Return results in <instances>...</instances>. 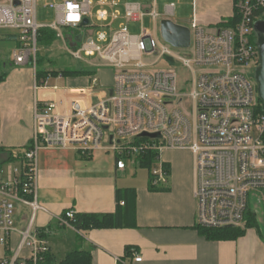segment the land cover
Wrapping results in <instances>:
<instances>
[{
  "label": "built area",
  "instance_id": "obj_1",
  "mask_svg": "<svg viewBox=\"0 0 264 264\" xmlns=\"http://www.w3.org/2000/svg\"><path fill=\"white\" fill-rule=\"evenodd\" d=\"M231 1V15L217 23L203 25L193 18L185 25L189 47L175 48L159 41L155 31L141 26L139 34H132L127 26L148 15L155 29L161 19L174 15L173 2L159 14L155 0L147 7L120 0H64L49 4L55 20L44 25L36 20V0H0V30L16 34L15 65L30 64L35 72L38 30L47 28L73 58L94 57L92 66L113 69L107 90L95 92L99 81L92 75L68 109L59 110L53 100L35 106L30 145L18 156V164H8L6 173L0 167V245L15 228L16 204L30 209L17 248L1 257L0 264H38L50 251L32 227L36 213L45 211L36 198L37 156L43 148H73L83 155L104 149L115 155L121 170L125 158L153 151V186L164 185L168 176L161 153L189 150L199 228L242 226L249 206L264 204V113L253 77L259 64L254 24L264 21V0ZM84 18L87 24H82ZM160 62L166 65L158 66ZM179 67L193 75L188 92L178 87ZM49 77L42 86L56 90V85L49 86ZM75 214L66 210L60 224L73 227ZM24 247L29 250L25 257L20 256ZM132 254L134 261H141Z\"/></svg>",
  "mask_w": 264,
  "mask_h": 264
},
{
  "label": "crops",
  "instance_id": "obj_2",
  "mask_svg": "<svg viewBox=\"0 0 264 264\" xmlns=\"http://www.w3.org/2000/svg\"><path fill=\"white\" fill-rule=\"evenodd\" d=\"M204 3H209L210 8ZM192 8L193 17L199 23L214 24L231 15L232 1L192 0ZM104 68L101 66L92 74L97 76L99 84L104 83L100 82ZM9 74L13 78L9 88L4 86L6 78L0 81V167L2 163L8 166L11 161H18L19 149L30 145L36 105L39 107L53 100L59 104V110L70 108L71 100L77 98L80 89L88 86L92 76H69L65 87L54 90L43 87V76L37 79L33 67L28 65L15 67ZM48 81L49 86H53L50 77ZM111 84L112 72L111 82L103 85L109 88ZM69 152L88 158H73ZM161 161L168 168L167 180L161 185L164 189L151 191L148 184L146 187L120 186V177L128 168L125 163L123 170L117 169L111 151L101 149L83 155L73 148L40 149L36 198L45 211L36 213L32 227L47 242L55 261H61L68 252L81 250L91 254V264L124 261L128 264H264V215L257 213L260 206H249L242 236L208 240L195 225L192 153L164 150ZM125 188L135 189L134 225L83 231L60 224L59 217L68 209L75 213L114 212L116 190ZM15 207L20 208L18 211L22 214L14 218L15 228L3 245V257L10 256L17 248L20 231L30 215L28 207L20 204ZM127 246L133 247L141 261H134L133 254L128 261L124 260ZM28 254L26 247L20 252V256Z\"/></svg>",
  "mask_w": 264,
  "mask_h": 264
},
{
  "label": "rangeland",
  "instance_id": "obj_3",
  "mask_svg": "<svg viewBox=\"0 0 264 264\" xmlns=\"http://www.w3.org/2000/svg\"><path fill=\"white\" fill-rule=\"evenodd\" d=\"M64 0H36V20L40 24L49 25L55 20V11L49 7V4L62 3ZM121 3L125 2H138L144 6H149L153 4L154 0H120ZM173 2L175 4L174 15L170 19L178 24L189 25V22L192 21L193 17V8L192 0H155V9L159 14L164 13V6L167 3ZM210 8L209 3H204V6ZM207 8V7H206ZM94 9V8H93ZM92 9V10H93ZM94 11V10H93ZM92 11V12H93ZM94 13V12H93ZM158 22V21H157ZM117 23L114 24L116 27ZM128 30L132 34H139L141 26L148 30L149 32H156V37L159 41H162L160 34V25L157 23L156 28L154 29L153 20L150 16L145 15L142 17V20L138 21H128L127 23ZM10 32L9 30H0V74L4 75V78L7 79L6 84L7 88L10 87L12 81V74H9L10 71L14 70L15 67L29 66L32 68V65L26 64L22 66H17L12 60V51L14 48L15 41L8 39L5 33ZM64 33H67L64 31ZM55 35V33H54ZM69 47L72 46L71 42H67ZM94 57H86L84 60L73 58L64 48L63 43L59 40L56 35L54 36L53 41L46 42L38 40L37 42V53H36V63L35 68L42 71H63V70H79V71H91V75L96 73L100 67H94L91 65V62L94 60ZM166 63L160 62L158 66H165ZM106 67V66H105ZM111 72L113 74V69L106 67L103 69L102 78L100 82L104 83L111 82ZM8 77V78H7ZM67 77L64 76L62 79H57L53 74L50 75V84L56 85L59 89L65 87L67 83ZM178 87L181 88L183 92H188L192 89V80L193 75L191 71L179 67L178 68ZM104 83H98L95 88V92H102L101 90H107V86L103 85ZM94 100L97 99L96 93L94 94ZM22 152V148L19 149ZM70 153V152H69ZM112 153V152H111ZM73 158H83L82 155L79 156L75 152L70 153ZM93 154V153H92ZM114 156V154L112 153ZM125 163L127 165L128 171L126 174L120 177V186L124 184L129 187H146L149 181V170L146 167L139 166L136 160L131 158H125ZM2 168L4 173L7 171V164L2 163ZM11 164H18V161H11ZM18 210H21L20 208ZM15 207L14 218L19 217L22 212L18 211ZM264 215V204L260 206L257 210V213ZM5 254L4 246L0 245V257H3ZM59 254V253H58ZM59 259V255H57Z\"/></svg>",
  "mask_w": 264,
  "mask_h": 264
},
{
  "label": "trees",
  "instance_id": "obj_4",
  "mask_svg": "<svg viewBox=\"0 0 264 264\" xmlns=\"http://www.w3.org/2000/svg\"><path fill=\"white\" fill-rule=\"evenodd\" d=\"M8 39H15V33H5ZM54 32L47 29L41 28L38 30L37 42L38 40L51 42L54 39ZM37 61V60H36ZM62 76H80V75H91V71H79V70H63V71H40L36 68L35 76L40 79L41 76L45 79L47 76L53 74L57 76L58 74ZM4 79V75H0V81ZM1 150V148H0ZM12 152L9 153L12 157ZM156 153L153 151H148L138 155L135 160L139 166L146 167L149 170V181L148 189L151 191L164 189L161 186H153L151 184V174L150 168L155 161ZM167 167V166H166ZM123 201V205L119 202ZM116 209L111 213H76L72 225L77 230H89L93 228H116L124 226L134 225L135 217V189L125 188L116 190ZM199 233L208 240H230L237 239L244 234V229L242 226L238 227H225V228H199L196 227ZM133 247L127 246L125 248L124 260L129 259L132 255ZM128 261V260H127ZM92 256L87 251L74 250L68 252L61 261H55L53 254L49 251L44 254L40 259L38 264H91ZM25 264H32L31 262H26ZM118 264H128L126 261L119 262Z\"/></svg>",
  "mask_w": 264,
  "mask_h": 264
},
{
  "label": "water",
  "instance_id": "obj_5",
  "mask_svg": "<svg viewBox=\"0 0 264 264\" xmlns=\"http://www.w3.org/2000/svg\"><path fill=\"white\" fill-rule=\"evenodd\" d=\"M88 19L84 18L82 24H87ZM161 38L175 48H188L190 45V31L185 25L173 22L169 18L161 19L159 22ZM254 31L257 35V48L259 64L254 70V80L257 84V94L262 101L261 110L264 113V21H257L254 24ZM80 36L76 37V41ZM141 137L157 138L159 134L142 133Z\"/></svg>",
  "mask_w": 264,
  "mask_h": 264
},
{
  "label": "clouds",
  "instance_id": "obj_6",
  "mask_svg": "<svg viewBox=\"0 0 264 264\" xmlns=\"http://www.w3.org/2000/svg\"><path fill=\"white\" fill-rule=\"evenodd\" d=\"M69 7H71V5H69ZM70 18H74V17H70Z\"/></svg>",
  "mask_w": 264,
  "mask_h": 264
}]
</instances>
